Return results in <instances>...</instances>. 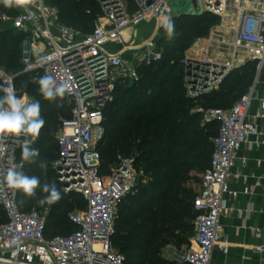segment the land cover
Wrapping results in <instances>:
<instances>
[{"label": "built area", "instance_id": "obj_1", "mask_svg": "<svg viewBox=\"0 0 264 264\" xmlns=\"http://www.w3.org/2000/svg\"><path fill=\"white\" fill-rule=\"evenodd\" d=\"M172 1L134 0L130 4L128 0H97L102 16L91 33L63 24L55 0H26L16 6L15 15L1 12L0 23L10 21L11 28L25 38L23 72L51 75L58 84L68 85L64 97L72 106L71 116L60 122L53 168L63 192L80 194L87 203L68 214L75 230L48 237V210L22 211L18 190L4 180L10 168L22 171L25 167L19 158L25 137H7L0 145V207L7 218L0 224V264H126V256L114 244L116 220L122 202L141 183L144 170L134 156H120L107 174H101L105 111L113 101L118 79L138 81L141 66L163 59L158 38L140 42L137 28L172 14ZM201 3L204 12L219 16L220 22L207 36L193 42L185 58L184 80L191 99L213 92L232 71L248 62H256L258 72L264 68V0ZM126 30H131L129 40ZM36 43L43 44V50L34 48ZM111 45H122L123 50L113 52ZM129 49L136 51L132 61L124 56ZM15 79L16 74L0 67L2 87L10 82L18 96L34 101L18 89ZM257 92L255 80L232 107L199 109L202 125L216 124L218 132L210 139L211 164L193 200L195 234L191 245L173 256L179 263L211 264L216 249L229 250L220 220L228 211L227 197L232 194L229 178L239 177L233 171L238 153L261 132L250 115ZM261 102L264 108V91ZM258 115L264 119L263 114ZM254 251L260 256L259 264H264V245Z\"/></svg>", "mask_w": 264, "mask_h": 264}, {"label": "trees", "instance_id": "obj_2", "mask_svg": "<svg viewBox=\"0 0 264 264\" xmlns=\"http://www.w3.org/2000/svg\"><path fill=\"white\" fill-rule=\"evenodd\" d=\"M55 1L61 22L80 33H91L102 16L97 0ZM128 1L134 4V0ZM1 12L15 15L17 7H5L0 2V15ZM219 22V16L208 12L200 16L180 15L175 27L192 37L186 38L176 51L159 41L163 59L151 66H141L138 81L118 79L113 101L106 108V136L100 145L101 174H107L120 156H134L137 165L150 177L146 188L134 191L142 200L132 201L127 206L125 202L134 193L130 194L122 202L116 220L114 244L116 247L119 244V250L126 256V264H182L174 258H164L162 253L171 244L179 247L191 244L196 218L193 200L198 192L190 189L187 183L191 171L203 174L210 167L213 151L210 139L218 132L216 124L201 127L203 112L199 109L232 107L254 81L256 62H248L232 71L218 90L196 99L187 96L185 63L179 54L183 55L195 38L207 36ZM24 40L23 35L12 30L0 31V67L16 74L18 89L40 102L45 120L39 137L31 144L40 155L34 163L25 162L22 170L28 176L39 177L41 187L32 197L18 190V202L22 211L47 209L46 234L54 237L76 229L68 217L73 206L70 197L81 196L83 199L76 210L85 208L87 202L80 194H65L56 179L53 163L52 166L44 164L54 162L58 157L60 122L71 116L72 106L64 96L55 101L44 99L39 92V73L23 72ZM167 52L171 64L165 62ZM0 96H3L2 91ZM19 158L22 159L21 151ZM41 163L46 166L41 167ZM46 183L56 186L60 192L59 200L40 202L48 195L42 190ZM6 220L5 211L0 207V224Z\"/></svg>", "mask_w": 264, "mask_h": 264}, {"label": "crops", "instance_id": "obj_3", "mask_svg": "<svg viewBox=\"0 0 264 264\" xmlns=\"http://www.w3.org/2000/svg\"><path fill=\"white\" fill-rule=\"evenodd\" d=\"M154 22L145 23L137 28L138 40L156 35L158 28ZM130 36L131 30H126V40H129ZM34 48L43 50L44 45L36 43ZM109 49L119 52L123 50V46L111 45ZM135 52L129 49L124 56L128 61H132ZM255 80H257L258 92L252 101L250 115L253 121L260 126L261 132L251 137L238 153L233 171L239 177L230 176L229 178L232 194L227 197L228 211L222 215L220 220L222 233L230 247L228 252L216 249L211 264H259L260 260L254 247L263 244L264 231V119L258 115H264L261 102V95L264 91V68L260 72L256 69L253 83ZM219 88L220 86L215 90ZM201 127L203 128V125ZM246 188L249 189L248 192H245ZM257 229L260 230L259 233Z\"/></svg>", "mask_w": 264, "mask_h": 264}, {"label": "clouds", "instance_id": "obj_4", "mask_svg": "<svg viewBox=\"0 0 264 264\" xmlns=\"http://www.w3.org/2000/svg\"><path fill=\"white\" fill-rule=\"evenodd\" d=\"M0 2L5 7H12L23 5L26 0H0ZM164 27L171 36L174 31L173 22L166 20ZM38 84L40 94L49 101L63 97L68 88L66 83L58 84L53 76L47 74L38 79ZM0 91L4 93L0 96V145L7 137H25L21 144V158L25 162L34 163L40 153L38 149L31 147V144L39 137L45 125L40 102L38 100L29 101L23 96H18L15 87L10 82L8 86L0 87ZM45 166L41 163V167ZM4 180L9 187L22 191L27 197L35 196L36 189L41 187L39 177L28 176L12 168L7 171ZM42 190L48 195L40 201L41 203H52L60 199V192L55 185L46 183L42 186Z\"/></svg>", "mask_w": 264, "mask_h": 264}, {"label": "rangeland", "instance_id": "obj_5", "mask_svg": "<svg viewBox=\"0 0 264 264\" xmlns=\"http://www.w3.org/2000/svg\"><path fill=\"white\" fill-rule=\"evenodd\" d=\"M172 5H173V13L172 14H170V15H168L166 17H163L160 20L154 22L156 28H158V32H156V35L154 37H157L158 40L161 43H163V44L166 43L169 48H171V49L176 51V50L180 49V47L185 43L186 38H191L192 37V34H186L184 32H181L175 27L176 19L180 16L179 15L180 13L185 12L188 9L189 3L186 0H173L172 1ZM166 20H171L173 22V24H174V31H173V34L171 36L168 35V33H167V31H166V29L164 27V22ZM6 30L14 31L11 28L10 21L3 22L2 24L0 23V31H6ZM139 35H141V34H139ZM197 38H195L192 41L191 46H192L193 42ZM143 39L144 38H140L139 41L141 42ZM140 42H138V43H140ZM189 49L187 51H185V53L183 55L179 54L180 60L182 62L185 61V58H186L187 54L189 53ZM165 62L171 64L168 52L166 53ZM52 163H53V161H46L44 164H46V165L48 164V165L52 166ZM201 178H202V173L198 172L197 170L191 171V173L189 175V182L187 183V186L190 189H193L195 192H199L200 184H201ZM149 182H150V177L148 175H146V173H143L141 183L137 187V192H138V190H142L143 188H146L148 186ZM137 192H135L134 194H132L131 196L128 197L127 201L125 202V205L130 206V202L136 201V200L137 201L138 200L139 201L142 200L141 198L138 199ZM70 198L72 199V203L71 204L73 205L72 206V211H75L76 209H79L81 207L82 203H83L82 197L81 196H71ZM125 205H123V206H125ZM190 245L179 247L176 244H171L170 246H168L163 251L162 256L164 258H171L172 259L174 255H177V253H180L181 251L184 250V248H187ZM117 248L121 249L119 244H117Z\"/></svg>", "mask_w": 264, "mask_h": 264}, {"label": "water", "instance_id": "obj_6", "mask_svg": "<svg viewBox=\"0 0 264 264\" xmlns=\"http://www.w3.org/2000/svg\"><path fill=\"white\" fill-rule=\"evenodd\" d=\"M189 3V7L185 12L179 15L187 16H200L204 13L201 0H186ZM263 245H264V231H263Z\"/></svg>", "mask_w": 264, "mask_h": 264}]
</instances>
